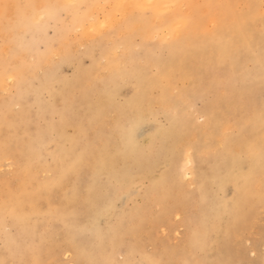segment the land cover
Listing matches in <instances>:
<instances>
[{
    "label": "rangeland",
    "instance_id": "obj_1",
    "mask_svg": "<svg viewBox=\"0 0 264 264\" xmlns=\"http://www.w3.org/2000/svg\"><path fill=\"white\" fill-rule=\"evenodd\" d=\"M10 1L0 264H264V0H62L27 26Z\"/></svg>",
    "mask_w": 264,
    "mask_h": 264
},
{
    "label": "bare ground",
    "instance_id": "obj_2",
    "mask_svg": "<svg viewBox=\"0 0 264 264\" xmlns=\"http://www.w3.org/2000/svg\"><path fill=\"white\" fill-rule=\"evenodd\" d=\"M37 1V0H36ZM73 0H68L67 2H69L70 3V5L69 6H67V11H69V12H67L68 14H72L71 12H73V11H75L76 10V8H77V5L76 4H73V2H72ZM81 2H83V3H85V5L86 6H88L89 8H87L88 10H90V11H94V9H96L97 7H98V2H100V0H80ZM22 2V0H11L10 1V3L7 5V8H9L10 9V16H15V21H14V24H16V21H20V22H22V23H24V24H26V26L27 25H29V23H31L32 22V20L34 19V18H36V17H41L42 15H46L47 16V13H50L51 11L52 12H55L54 10H56V9H59V11H60V8L62 9V4H63V2H62V0H44V1H42V6H33V7H30L28 10H26V5L25 6H20V3ZM131 2L132 3H134V2H137L139 5H150L151 3H153V0H119V3L120 4H125V3H127V4H125V6L126 7H129L128 6V4H131ZM187 2V1H186ZM163 4H161V8L164 6V5H167L168 7H171V6H174V4H175V1L174 0H164L163 2H162ZM178 3V2H177ZM113 4H114V7L116 8V6H115V2H113ZM160 4V3H159ZM187 4V3H186ZM74 5V6H73ZM184 5V4H183ZM133 6V5H132ZM133 7H136L135 6V4H134V6ZM150 7V6H149ZM151 8H152V6H151ZM167 8V7H166ZM121 9V8H120ZM133 10V9H132ZM131 10V13L134 11H132ZM56 11H58V10H56ZM126 11V10H125ZM158 11V10H157ZM160 11H162V10H160ZM39 12H41V13H39ZM96 12H97V10H96ZM101 12L102 13H105V11L103 10V8H102V10H101ZM100 12V13H101ZM98 13V12H97ZM96 14V13H95ZM52 15H54V14H51L50 16H52ZM125 15V14H124ZM215 15H217V14H215ZM122 16V15H121ZM48 18V17H47ZM122 19V18H121ZM46 20V19H45ZM118 20V19H117ZM117 20H114L113 21V23L112 24H114ZM211 20V19H210ZM31 21V22H30ZM119 21V20H118ZM87 22V21H86ZM110 22V21H109ZM85 23V22H84ZM83 23V25H81L80 26V28H82L83 30V35L84 36H86V35H89V33H90V29L88 28V26H85V24ZM121 23V22H120ZM88 24V23H87ZM111 24V25H112ZM17 25V24H16ZM20 25V24H19ZM18 25V26H19ZM22 25V24H21ZM33 25V24H32ZM117 26H118V24H116ZM116 25L114 26V28L116 27ZM24 26V25H23ZM34 26V25H33ZM17 27V26H16ZM31 27V26H30ZM35 27H37V26H35ZM175 27V26H174ZM25 29H27L28 27H24ZM106 28H108V27H106ZM110 28V27H109ZM25 29H24V31H25ZM32 29V28H31ZM59 29V28H58ZM28 30V29H27ZM102 30H104V29H102ZM19 31V30H18ZM106 31V30H105ZM29 32V34H30V31H28ZM58 32H59V30H58ZM31 33H32V31H31ZM60 33V32H59ZM61 33H63V32H61ZM56 35H58V34H56ZM60 36V35H59ZM105 36V35H104ZM87 37V36H86ZM106 37V36H105ZM104 37V38H105ZM60 38V37H59ZM59 38H58V41H59ZM65 38V37H64ZM65 39H67V38H65ZM108 39H110L109 37H108ZM252 39V38H251ZM100 40V39H99ZM98 40V41H99ZM55 41V40H54ZM62 41H63V35H62ZM106 41V44H107V40H105ZM111 41H113V40H111ZM49 42V41H48ZM56 42H57V39H56ZM67 42V41H66ZM177 41H175V42H173V43H176ZM47 43V42H46ZM61 43H63V42H61ZM55 44V43H54ZM64 44V43H63ZM62 44V45H63ZM68 44V43H67ZM73 44V43H72ZM71 44V45H72ZM111 44H112V42H111ZM118 44V43H117ZM172 44V43H171ZM48 45H50V43L48 44ZM66 45V44H65ZM96 45V44H95ZM120 45H122L121 43H120ZM119 45V46H120ZM177 45H179V44H176V46L174 45V47H177ZM23 46V45H22ZM28 46V50L30 51V49L32 48H30L29 49V46L30 45H27ZM96 46H99V45H96ZM118 46V47H119ZM173 46V45H172ZM255 46V45H254ZM253 46V47H254ZM60 47V46H59ZM100 47V46H99ZM105 47H106V45H105ZM121 47V46H120ZM126 47V46H125ZM45 48H47V46H45ZM87 48V47H86ZM167 48V47H166ZM179 48V47H178ZM108 49V48H107ZM120 49V48H119ZM175 49H177V48H175ZM85 50H87V49H85ZM90 50V49H89ZM112 50H113V48H112ZM173 50V49H172ZM59 51V50H58ZM88 51V50H87ZM117 51H118V48H117ZM177 51V50H176ZM175 51V53H177ZM46 52H50V51H48V49H47V51ZM60 52H63V50L62 51H60ZM127 52V51H126ZM125 52V53H126ZM57 53V52H56ZM112 53V52H111ZM117 53V52H116ZM174 53V52H173ZM172 53V54H173ZM206 53V52H205ZM6 55H7V53H6ZM57 55V54H56ZM65 55V56H64ZM64 55H62L63 57H66V54H64ZM8 56V55H7ZM124 56V55H123ZM122 56V58H124ZM170 57V56H169ZM169 57H168V59H169ZM66 58H68V57H66ZM170 58H173V57H170ZM175 58H176V55H175ZM174 58V59H175ZM182 58V57H181ZM207 58V57H206ZM206 58H204V59H206ZM61 59H63V58H61ZM115 59V58H114ZM113 59V60H114ZM208 60H209V58H207ZM71 60H73L72 58H71ZM171 60V59H170ZM169 60V61H170ZM207 60V61H208ZM58 61H60V60H58ZM70 61V60H69ZM168 61V62H169ZM206 61V60H205ZM205 61H203V62H205ZM201 62V61H200ZM202 63V62H201ZM203 64V63H202ZM3 69H4V67H3V65H1L0 64V71H1V73H3ZM126 72V71H125ZM171 73V72H170ZM235 75V74H234ZM234 75H233V77H234ZM250 75V74H249ZM252 75H254V74H252ZM171 76V75H170ZM176 76V75H175ZM248 76V75H247ZM5 77H7L6 79H8L9 78V80L11 79V75H7V76H5ZM232 77V78H233ZM170 80V79H169ZM208 82H206V84H207ZM262 83V82H261ZM227 84H229L228 82H227ZM226 84V85H227ZM264 85V84H263ZM228 86V85H227ZM200 87V86H199ZM209 87V86H208ZM194 98V97H193ZM199 99V98H198ZM242 100V99H241ZM207 105V104H206ZM215 106V105H214ZM227 106V105H226ZM65 112V111H64ZM61 115H63L62 114V112H61ZM65 115V114H64ZM211 116V115H210ZM69 119H72V118H69ZM148 119H146L145 121H147ZM173 121V120H172ZM77 122V121H76ZM259 122V121H258ZM136 123V122H135ZM142 123H144V122H142ZM59 125V124H58ZM135 125V124H134ZM138 126H140V124L138 125ZM176 126V125H175ZM260 126V125H259ZM134 127V126H133ZM132 127V128H133ZM177 127V126H176ZM175 128V127H174ZM51 129H52V127H51ZM59 129V128H58ZM177 129V128H176ZM210 131V130H209ZM60 132H62V131H60ZM243 134V133H242ZM190 135V134H189ZM192 135H195V134H192ZM191 135V136H192ZM245 135V134H244ZM248 135H249V133H248ZM60 136V135H59ZM63 136V135H62ZM187 136V135H186ZM185 136V137H186ZM61 137V136H60ZM246 137H248L247 136V134H246ZM250 137V136H249ZM187 138V137H186ZM150 139H148V141H149ZM174 140V139H173ZM139 141V140H138ZM175 141V140H174ZM194 141V140H193ZM146 142V141H145ZM144 142V143H145ZM173 142V141H172ZM149 143V142H148ZM56 144H57V146L60 148L61 147V145H60V143H59V141L57 140V142H56ZM175 144H176V141H175ZM253 144V143H252ZM173 145V144H172ZM228 145V144H227ZM126 147V146H125ZM250 148V147H249ZM241 150H243V149H241ZM249 150V149H248ZM237 151V150H236ZM136 152V151H135ZM175 152V151H174ZM178 152V151H177ZM243 152H245V151H243ZM257 152V151H256ZM112 153V152H111ZM137 153V152H136ZM135 153V156L137 155ZM187 153V152H186ZM251 153H249V155H250ZM108 155V154H107ZM172 155V154H171ZM244 155V154H243ZM242 155V157L241 158H244V156ZM247 155V154H246ZM101 156V155H100ZM110 156H112V155H110ZM251 156H252V154H251ZM260 156V155H259ZM262 156V155H261ZM109 157V156H108ZM113 157V156H112ZM172 157V156H171ZM249 157V156H248ZM247 157V158H248ZM255 157V156H254ZM254 157H253V159H254ZM258 157V156H257ZM103 158V157H102ZM136 158V157H135ZM240 158V159H241ZM250 158V157H249ZM108 159V158H107ZM110 159H113L114 160V158H110ZM233 159H236L237 161H235V162H238V160H240V159H238V157L237 158H235V157H233ZM102 160H104V159H102ZM138 160V159H137ZM137 160H135L136 162H137ZM242 160V159H241ZM240 160V161H241ZM227 161V160H226ZM251 161V160H250ZM253 161V160H252ZM264 161V160H263ZM105 162H107V161H105ZM110 162H112V161H110ZM115 162V161H114ZM184 162V161H183ZM228 162H229V160H228ZM233 162V161H232ZM258 162V161H257ZM101 163V162H100ZM100 163H99V166H104V164H101L100 165ZM108 163V162H107ZM174 163V162H173ZM187 163L188 164H190V165H188L187 167H189V166H191V168L188 170L189 171V174L192 176V175H195V173H196V167L194 166L195 164V160H194V158H193V155H192V152L189 150V153L187 154ZM238 163H240V162H238ZM245 163V162H244ZM254 163H255V161H254ZM254 163H252V165L254 164ZM113 164V163H112ZM112 164L110 165V166H112ZM186 164V163H185ZM229 164V163H228ZM230 164H231V161H230ZM243 164V163H242ZM249 164V163H248ZM109 164H107L106 166H108ZM244 165V164H243ZM255 165V164H254ZM259 164H257V166H258ZM261 166L263 165L262 163L260 164ZM98 166V167H99ZM172 166V165H171ZM173 167V166H172ZM259 167V166H258ZM257 167V168H258ZM78 168V167H77ZM151 168V167H150ZM153 168V167H152ZM183 168V167H182ZM227 168H229V167H227ZM79 169V168H78ZM104 169V168H103ZM124 169H125V171H126V168L124 167ZM128 169V168H127ZM264 168H262V170H263ZM185 170V169H184ZM256 170V169H255ZM257 171H259L258 169L256 170V171H254L255 173L257 172ZM261 171V170H260ZM243 173H246V172H244V171H242ZM258 174V173H257ZM140 178V177H139ZM187 178V177H186ZM121 179V178H120ZM188 179V178H187ZM122 180V179H121ZM120 181V180H119ZM190 181V180H189ZM121 182V181H120ZM197 184H198V182H197ZM128 186H130L129 184H127ZM262 186V185H261ZM122 188H125V183H123V184H121L120 183V187L118 188V191H117V196H121L123 193H122ZM110 189H112V188H110ZM115 192H116V190H115ZM113 193H114V191H113ZM209 198H212V197H209ZM241 198H242V196H241ZM94 199V198H93ZM239 199V198H238ZM238 199H237V201H238ZM206 201H207V198L205 199ZM236 201V202H237ZM204 202V200L202 201V203ZM237 203H239V201L237 202ZM240 204V203H239ZM204 205V204H203ZM200 206V205H199ZM237 206H239V205H237ZM236 205H235V207L236 208H238ZM204 207V206H203ZM235 207H234V209H235ZM198 209H201V208H198ZM208 209V208H207ZM207 209H205L206 211H207ZM202 210H204V209H202ZM231 210V209H230ZM201 212V210H198V212ZM206 211H204L205 213H207L208 214V211L206 212ZM232 211H233V209H232ZM231 211V212H232ZM235 211V210H234ZM237 212H238V209L236 210ZM199 212V213H200ZM203 212V211H202ZM230 212V211H229ZM236 212V213H237ZM140 213V212H139ZM198 213V214H199ZM205 213H203V215L205 214ZM138 214V213H137ZM235 213L233 212V214L232 215H234ZM203 215H201V216H203ZM232 215H231V219L230 220H232V218H233V221L234 220H236V219H234L235 217H232ZM237 215L238 214H236L235 216H236V218H237ZM205 217H206V214L204 215ZM203 216V217H204ZM200 217V216H199ZM229 218V217H228ZM227 218V219H228ZM201 219H204V218H201ZM199 220V219H198ZM227 221H229V219L227 220ZM232 221V222H233ZM202 222V221H201ZM231 222V221H230ZM236 222V221H235ZM228 224V223H227ZM230 224V223H229ZM232 224H235L234 222L233 223H231V225ZM231 225H229V227H232ZM221 234V233H220ZM223 237V236H222ZM106 262V261H105Z\"/></svg>",
    "mask_w": 264,
    "mask_h": 264
},
{
    "label": "snow or ice",
    "instance_id": "obj_3",
    "mask_svg": "<svg viewBox=\"0 0 264 264\" xmlns=\"http://www.w3.org/2000/svg\"><path fill=\"white\" fill-rule=\"evenodd\" d=\"M5 7H7V6H5Z\"/></svg>",
    "mask_w": 264,
    "mask_h": 264
}]
</instances>
